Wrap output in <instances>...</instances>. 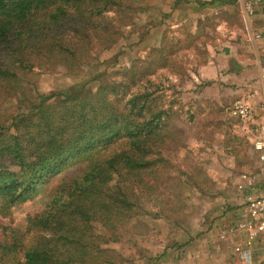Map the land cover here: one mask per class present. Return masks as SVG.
Listing matches in <instances>:
<instances>
[{
    "label": "trees",
    "instance_id": "16d2710c",
    "mask_svg": "<svg viewBox=\"0 0 264 264\" xmlns=\"http://www.w3.org/2000/svg\"><path fill=\"white\" fill-rule=\"evenodd\" d=\"M119 1L0 0V97L13 100L18 111L0 115V201L17 207L59 181L29 220L34 242L26 245L23 232L10 229L0 243L2 264H117L109 246L136 228L147 203L162 199L167 212L169 203L182 197L183 183L163 158L173 146L162 143L167 112L146 120L147 106L137 109L134 99L137 114L125 113L115 85L97 92L85 86L40 100L30 88L38 70L62 66L71 73L87 62L95 41L107 37L113 45L109 25L93 23ZM70 38L84 50L65 46ZM139 73L132 72L134 81ZM122 128L130 148L103 156ZM170 184L177 192L166 198Z\"/></svg>",
    "mask_w": 264,
    "mask_h": 264
},
{
    "label": "rangeland",
    "instance_id": "374dc122",
    "mask_svg": "<svg viewBox=\"0 0 264 264\" xmlns=\"http://www.w3.org/2000/svg\"><path fill=\"white\" fill-rule=\"evenodd\" d=\"M241 9L239 2L225 4L209 0H123L122 4L119 1L117 7L93 23L109 25L107 28L111 29L105 31L108 35L114 33L113 45L104 37L91 46L94 48L86 59L88 63L74 65L71 73L62 66H52L42 73L38 70L31 79L30 88L39 100L85 86L97 92L103 85H115L120 109L125 113L132 111L135 115L144 104L147 109L142 116L146 120L163 110L168 113L163 119L162 143L163 147L173 146L164 151L163 158L168 160L171 174L183 183L182 197L170 202L167 212L162 210V199L146 202L147 215L137 222L134 230L124 233L120 242L109 246L117 253V264H155L152 256L156 248L179 244L184 232L189 237L198 230L207 233L214 225L217 228L208 239L214 240L213 251L222 258L217 264H242L238 253L243 242L234 228L236 217L241 214L236 212L237 206L249 185L241 181V176L258 177L260 185L251 186L257 190L248 195L257 194L264 187V166L253 150V140L238 131L234 119L228 120L229 100L225 99L228 103L223 106V112L216 107L217 115L208 113L210 97L198 100L195 95L198 92L207 96L205 89L210 85L194 78L217 55L216 51L221 52L219 47L228 39L224 30L243 25ZM67 40L65 46L84 50L82 44L72 42L71 38ZM98 42H104L105 49ZM133 71L140 72L135 81ZM225 95L232 96L230 92ZM134 99L137 109L133 108ZM0 106V115L4 117L18 113L13 100L0 97ZM171 127L173 131L169 132ZM120 132L122 136L118 140L103 148V156L120 154L130 148L124 128ZM199 139L205 142L196 148ZM187 144L190 149H184ZM200 153L208 160H200ZM211 154L217 159L212 160ZM58 183V179L51 182L37 197L17 207H4L0 201V243L6 241L12 228L23 232L26 245L34 242L29 220L42 211L46 191ZM175 192L176 187L170 184L164 197ZM216 223L225 226L219 228ZM202 225L205 230L198 229ZM261 255H255L256 264L264 262Z\"/></svg>",
    "mask_w": 264,
    "mask_h": 264
},
{
    "label": "crops",
    "instance_id": "0c3cea01",
    "mask_svg": "<svg viewBox=\"0 0 264 264\" xmlns=\"http://www.w3.org/2000/svg\"><path fill=\"white\" fill-rule=\"evenodd\" d=\"M245 1L247 0H237V3H241L242 14H244L243 4ZM244 20V16L242 15L240 21L243 25L241 24L240 28L224 30L228 39L219 47L218 50L221 52L217 53L216 51L214 54L217 55H213L208 63L198 70V77L195 76L194 78L197 81L206 82L210 86L209 89H205L207 96H203V93L197 92L195 99L205 100L210 97L211 110L208 113L216 115L215 108L217 107L223 112V106L229 100L226 114L228 120H230L229 108L237 99L249 96L254 104V124L257 126L264 123V0H262L260 7H257L256 14L251 19V24H245ZM229 92L232 94L231 97L225 95ZM227 130L230 134L229 129ZM199 140V143L198 140L195 142L196 148H200L202 142H205L204 139ZM185 149H190V145H185ZM204 156V153H200V160H208ZM211 159L216 160L217 156L211 154ZM259 185L257 184L256 186ZM261 189L264 190V187ZM256 190V187L248 188L244 190V194L248 195V193L250 194ZM240 192L242 194V191ZM245 195L242 202L237 206L236 212L238 213L242 211ZM236 218L239 220V215ZM217 223L219 224V221ZM224 223H222L223 225H217L221 228L225 226ZM203 228L205 230L204 225L198 226V229ZM212 228L207 233L198 230L199 232L194 234L193 237H189L184 232V238H182V242H178L179 244L156 248V254L154 256L150 254L155 258L152 260L155 264H217L221 262L222 258L219 259L213 251L215 249L213 245L214 240L208 239L214 235V231L212 230H215L217 227L214 225ZM211 233L212 235L208 236ZM258 254L264 255V242L262 241L256 244L255 255ZM256 257L260 259L258 258L260 256Z\"/></svg>",
    "mask_w": 264,
    "mask_h": 264
},
{
    "label": "built area",
    "instance_id": "2783aa9c",
    "mask_svg": "<svg viewBox=\"0 0 264 264\" xmlns=\"http://www.w3.org/2000/svg\"><path fill=\"white\" fill-rule=\"evenodd\" d=\"M261 2L262 0L244 2L243 16L247 24H251V19L255 16ZM229 114L236 121L238 131L246 138L253 140V149L260 164L264 166V123L257 126L254 124L255 108L252 99L249 96L237 99L229 108ZM242 180L247 182L249 186L246 187L249 188L260 183L258 177L253 175H242ZM239 187L243 188L241 184ZM240 213V219L237 220L234 228L243 242L238 257L242 264H256V244L260 241L264 242V190L247 195Z\"/></svg>",
    "mask_w": 264,
    "mask_h": 264
}]
</instances>
